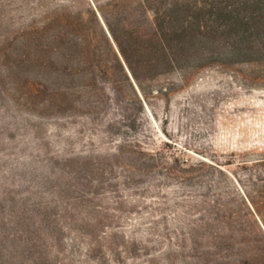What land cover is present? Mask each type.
<instances>
[{"label":"rangeland","instance_id":"obj_1","mask_svg":"<svg viewBox=\"0 0 264 264\" xmlns=\"http://www.w3.org/2000/svg\"><path fill=\"white\" fill-rule=\"evenodd\" d=\"M168 7L216 28L197 51L214 59L154 73L138 95L104 59L62 104L54 73L25 57L24 37L57 15L103 58L91 9L148 27ZM262 47L264 0H0V264H201L189 226L262 200Z\"/></svg>","mask_w":264,"mask_h":264},{"label":"trees","instance_id":"obj_2","mask_svg":"<svg viewBox=\"0 0 264 264\" xmlns=\"http://www.w3.org/2000/svg\"><path fill=\"white\" fill-rule=\"evenodd\" d=\"M98 9L106 27L95 8L91 10L104 45L102 54L106 56L103 58L91 45L83 23L70 20L66 14L57 15L52 20L51 33L29 31L24 37L34 48L33 55L27 53L26 59L30 62L34 60L41 69L52 71L55 75L57 87L51 99L67 104L72 101L70 94L72 96L76 90L85 95L90 92L91 74L94 70H105L104 59L122 74L135 95H138L135 85L145 92L142 83L154 73L170 68L196 69L214 59L197 51L200 37L212 35L216 28L188 20L174 22L175 9L172 7H168L162 15L154 10L148 27L138 24L129 26L123 18H117L113 23L101 8ZM233 48L234 53L260 51L249 42H240ZM262 49L264 47L261 52ZM33 93L31 89L28 91V94ZM261 192L259 207L248 198L252 210L245 217L232 214L221 218L209 217L200 220L202 224H196L198 229L189 226L190 247L195 250L201 264H264V184H261Z\"/></svg>","mask_w":264,"mask_h":264}]
</instances>
